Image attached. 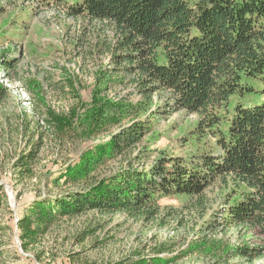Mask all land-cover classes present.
<instances>
[{
  "label": "trees",
  "instance_id": "trees-1",
  "mask_svg": "<svg viewBox=\"0 0 264 264\" xmlns=\"http://www.w3.org/2000/svg\"><path fill=\"white\" fill-rule=\"evenodd\" d=\"M42 2L65 3L73 16L110 28L114 44L105 47L116 68L96 76L89 107H75L69 115L49 111L48 122L61 142L100 141L68 164L56 181L74 189L59 199L34 202L20 219L24 248L62 219L91 211L153 216L163 198L201 197L215 184L230 186L231 194L239 196L226 207V224L264 238V0ZM13 64L5 60L0 67L8 71ZM113 86H131L133 92L111 97ZM6 95L0 83V105ZM80 109H87L84 116ZM173 112L198 115L194 134L213 137L215 149L160 159L150 170L129 165L104 173L111 161L133 153L163 115ZM40 143L18 159L28 174ZM78 186L81 191L75 190ZM263 249L239 246L227 253H233L228 256L232 259H248ZM173 262L139 256L114 264Z\"/></svg>",
  "mask_w": 264,
  "mask_h": 264
},
{
  "label": "rangeland",
  "instance_id": "rangeland-1",
  "mask_svg": "<svg viewBox=\"0 0 264 264\" xmlns=\"http://www.w3.org/2000/svg\"><path fill=\"white\" fill-rule=\"evenodd\" d=\"M64 4L0 0V63H14L8 71L0 67V83L7 89L0 105V264H114L139 256L174 259L172 264H264V249L248 259L228 257L233 255L229 248L264 247V238L226 224V207L239 196L224 184L209 187L201 197L163 198L153 216L91 211L62 219L24 248L20 219L34 202L59 199L74 189L56 181L100 141L61 142L48 122L49 111L69 115L75 107H89L96 76L116 68L105 47L114 44L112 30L73 16ZM110 89L111 97L133 92L131 86ZM86 112L78 110L80 116ZM161 118L133 153L111 161L104 173L129 165L150 170L160 159L215 149L213 137L195 136L198 115L173 112ZM37 140L40 151L28 174L17 162Z\"/></svg>",
  "mask_w": 264,
  "mask_h": 264
}]
</instances>
